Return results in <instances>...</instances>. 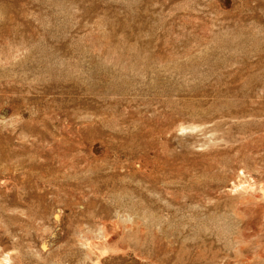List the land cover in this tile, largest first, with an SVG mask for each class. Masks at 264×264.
I'll list each match as a JSON object with an SVG mask.
<instances>
[{
  "label": "rangeland",
  "instance_id": "374dc122",
  "mask_svg": "<svg viewBox=\"0 0 264 264\" xmlns=\"http://www.w3.org/2000/svg\"><path fill=\"white\" fill-rule=\"evenodd\" d=\"M106 262L264 264V0H0V264Z\"/></svg>",
  "mask_w": 264,
  "mask_h": 264
},
{
  "label": "bare ground",
  "instance_id": "6f19581e",
  "mask_svg": "<svg viewBox=\"0 0 264 264\" xmlns=\"http://www.w3.org/2000/svg\"><path fill=\"white\" fill-rule=\"evenodd\" d=\"M9 258V257H8ZM11 259V258H10ZM110 259V258H109ZM104 260V259H103ZM106 261H107V258H106ZM9 262H10V260H9ZM108 262H106L105 264H107Z\"/></svg>",
  "mask_w": 264,
  "mask_h": 264
}]
</instances>
